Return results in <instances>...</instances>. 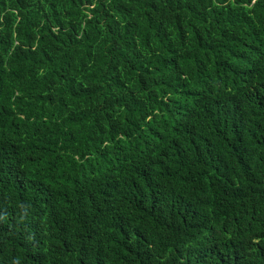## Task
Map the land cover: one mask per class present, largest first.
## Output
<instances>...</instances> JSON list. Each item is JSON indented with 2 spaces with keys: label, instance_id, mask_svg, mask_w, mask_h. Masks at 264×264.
I'll use <instances>...</instances> for the list:
<instances>
[{
  "label": "trees",
  "instance_id": "obj_1",
  "mask_svg": "<svg viewBox=\"0 0 264 264\" xmlns=\"http://www.w3.org/2000/svg\"><path fill=\"white\" fill-rule=\"evenodd\" d=\"M0 264H264V0H0Z\"/></svg>",
  "mask_w": 264,
  "mask_h": 264
}]
</instances>
